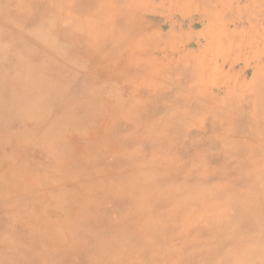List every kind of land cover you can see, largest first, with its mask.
<instances>
[{
	"label": "rangeland",
	"instance_id": "374dc122",
	"mask_svg": "<svg viewBox=\"0 0 264 264\" xmlns=\"http://www.w3.org/2000/svg\"><path fill=\"white\" fill-rule=\"evenodd\" d=\"M0 2L57 98L2 127L0 264H264V0Z\"/></svg>",
	"mask_w": 264,
	"mask_h": 264
},
{
	"label": "bare ground",
	"instance_id": "6f19581e",
	"mask_svg": "<svg viewBox=\"0 0 264 264\" xmlns=\"http://www.w3.org/2000/svg\"><path fill=\"white\" fill-rule=\"evenodd\" d=\"M66 1V0H65ZM165 1V0H164ZM15 10H23L24 7H27L26 0H18ZM99 4V3H98ZM105 4V3H104ZM151 4V3H150ZM186 6V5H185ZM21 7V8H19ZM152 7V6H151ZM165 7V6H164ZM259 8V7H258ZM6 5L0 2V16L7 15L9 11L6 10ZM86 9V8H85ZM187 9V8H186ZM11 10V9H10ZM13 10V11H15ZM106 10V9H105ZM240 12V11H239ZM20 13V12H19ZM109 14V13H108ZM105 15V14H104ZM10 16V15H9ZM17 16V15H16ZM68 20V19H67ZM137 20V19H136ZM13 21V20H12ZM10 19H0V95L4 98L0 99V163H4L6 168L13 164L14 160L12 159L13 156L9 155L8 159L10 162H7V157L3 156V148L4 143H8L10 138L8 137V133L2 130V127L8 125L10 128L20 127L22 124L19 123L22 118V110H24V105L27 103L29 109H34L35 101H40L45 103V106H50L53 101H56L55 98L56 93L53 91H48L46 87H41L37 89L34 87V81L40 80L41 77L45 73L43 72L44 66H42L44 60L38 57H31L30 50L31 44L29 43L28 39L25 36L20 34V31H16L13 27H17L23 29L25 26L18 22V24L13 23ZM96 21V20H95ZM87 22V21H86ZM136 22V21H135ZM50 23V22H49ZM190 24V23H189ZM103 25V24H102ZM113 25V24H112ZM117 26V25H116ZM228 27V26H227ZM213 28V27H212ZM161 31V30H160ZM100 32V31H99ZM255 33V32H254ZM83 34V33H82ZM207 34V33H206ZM60 36V34H58ZM118 36V35H117ZM100 37V36H99ZM152 37V36H151ZM225 37V36H224ZM198 39V38H197ZM241 39V38H240ZM258 39V38H257ZM263 39V38H262ZM154 41V40H153ZM254 41V40H253ZM261 41V40H260ZM197 42V41H196ZM250 43V42H249ZM262 43V42H261ZM125 44V43H124ZM256 44V43H255ZM235 45V44H234ZM142 46V45H141ZM206 46V44H205ZM229 46V45H228ZM172 47V46H171ZM211 47V46H210ZM174 48V47H173ZM171 49V48H170ZM213 49V48H212ZM249 50V48H248ZM207 52V51H206ZM260 52V51H259ZM125 53V52H124ZM205 53V52H204ZM212 53V52H211ZM126 54V53H125ZM218 55V54H217ZM220 55V54H219ZM150 56V55H149ZM224 56V55H223ZM228 56V54H227ZM146 57V56H145ZM253 58V57H252ZM200 60V59H199ZM255 61V60H254ZM109 63V62H108ZM142 63V62H141ZM110 64V63H109ZM115 66V64H114ZM244 66V65H243ZM68 67V66H66ZM150 67V66H149ZM65 68V67H64ZM63 68V69H64ZM202 68V67H201ZM66 69V68H65ZM206 69V68H205ZM68 70V69H67ZM143 70V69H142ZM45 71V70H44ZM69 71V70H68ZM67 71V72H68ZM72 71V70H71ZM149 71V70H148ZM70 72V71H69ZM72 73H76L74 70ZM78 73V72H77ZM76 73V74H77ZM49 76L50 81L55 83L57 80V75H52L50 71L46 73ZM250 75V74H249ZM70 76V75H69ZM66 77V75H65ZM201 77V76H200ZM207 77V76H206ZM214 77V76H213ZM70 78V77H69ZM75 78V75H74ZM248 80V79H247ZM55 81V82H54ZM202 82V81H201ZM73 84V82H71ZM78 83V82H76ZM210 83V81H209ZM70 85V84H68ZM80 85V84H78ZM216 85V84H215ZM74 88L76 86L72 85ZM71 86V87H72ZM126 87V86H125ZM11 88L14 91H11ZM84 88V87H83ZM82 87L80 88L83 91ZM79 89V88H78ZM83 89V90H82ZM80 91V92H81ZM73 94L69 100L67 98L63 99L61 102L60 107V115L55 118L57 120L55 122H50L48 128L44 131H39L36 133V136L42 140L45 144L49 145L54 141L61 142L62 138L60 136V132L57 130V126L62 125L63 123H70V125H74L79 114V108H82L85 104V100H77L73 95H76V90H72ZM79 92V91H78ZM79 92V93H80ZM58 94V93H57ZM84 95V94H83ZM88 95V94H87ZM89 96V95H88ZM93 96V95H92ZM11 97L14 101H11ZM69 98V97H68ZM94 98V97H93ZM92 98V99H93ZM101 98V97H100ZM201 98V97H200ZM90 100V97L87 98ZM100 100V99H99ZM25 101V102H24ZM67 101L75 103V106L70 108L69 105H65ZM87 101V100H86ZM10 102V103H9ZM35 102V103H34ZM58 102V101H57ZM89 102V101H88ZM93 102V100L91 101ZM98 102V101H97ZM90 103V102H89ZM37 104V103H36ZM92 104V103H91ZM78 105V107H76ZM86 105V104H85ZM98 107V105L96 104ZM96 107V108H97ZM56 108V107H55ZM48 110V109H47ZM91 110V108L89 109ZM8 111V115H6ZM36 111V110H35ZM93 111H95L93 109ZM49 112V111H48ZM82 115V114H81ZM7 116L5 122L4 119ZM91 116V115H90ZM27 117H29L27 115ZM32 118V117H31ZM50 114L41 115L40 122L42 123L43 120L49 119ZM34 119V118H33ZM87 119V118H86ZM86 119H84L86 121ZM89 119V118H88ZM90 121V119H89ZM88 122V121H87ZM71 125V127H73ZM28 126V125H27ZM83 126V125H82ZM22 127V126H21ZM28 128V127H27ZM65 130H69V127L65 126ZM4 129V128H3ZM24 129V128H23ZM60 129V128H59ZM64 130V131H65ZM76 130V129H75ZM20 131V130H18ZM74 131V130H73ZM81 131V130H80ZM76 132V131H75ZM20 134L19 132H17ZM72 133V132H71ZM12 135V133H9ZM17 134V135H18ZM27 134V133H26ZM33 134V133H32ZM67 135V134H66ZM16 136V135H15ZM21 138V135H20ZM16 140V139H15ZM25 141V140H24ZM27 142V141H25ZM24 142V143H25ZM29 142V141H28ZM27 142V143H28ZM37 142V141H35ZM64 141H62L63 143ZM67 142V141H66ZM20 143V142H18ZM23 143V142H22ZM31 143V142H30ZM33 143V142H32ZM43 143V144H44ZM68 143V142H67ZM50 146V145H49ZM59 146V145H58ZM57 146V147H58ZM46 147V146H45ZM58 149V148H57ZM56 149V150H57ZM64 150V149H63ZM60 152V151H59ZM48 155V154H47ZM60 155V154H59ZM11 156V157H10ZM61 158V156H58ZM23 172V171H22ZM8 191L6 192V194ZM11 193V192H10ZM261 258V255H260ZM249 260V259H246ZM256 260V259H252ZM263 260V259H262ZM251 261V260H250ZM245 262V261H244ZM256 262V261H255ZM223 263V262H222ZM248 263V261H247ZM258 263V262H257ZM263 263V262H262ZM261 263V264H262ZM246 264V263H245Z\"/></svg>",
	"mask_w": 264,
	"mask_h": 264
}]
</instances>
